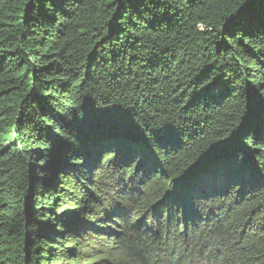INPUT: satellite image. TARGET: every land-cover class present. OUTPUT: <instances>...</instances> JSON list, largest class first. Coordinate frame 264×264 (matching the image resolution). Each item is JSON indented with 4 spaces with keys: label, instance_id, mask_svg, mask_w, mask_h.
<instances>
[{
    "label": "trees",
    "instance_id": "16d2710c",
    "mask_svg": "<svg viewBox=\"0 0 264 264\" xmlns=\"http://www.w3.org/2000/svg\"><path fill=\"white\" fill-rule=\"evenodd\" d=\"M0 264H264V0H0Z\"/></svg>",
    "mask_w": 264,
    "mask_h": 264
},
{
    "label": "water",
    "instance_id": "95a60500",
    "mask_svg": "<svg viewBox=\"0 0 264 264\" xmlns=\"http://www.w3.org/2000/svg\"><path fill=\"white\" fill-rule=\"evenodd\" d=\"M209 161L205 162H201L196 168H195V172H200L202 171L207 165H208Z\"/></svg>",
    "mask_w": 264,
    "mask_h": 264
},
{
    "label": "rangeland",
    "instance_id": "374dc122",
    "mask_svg": "<svg viewBox=\"0 0 264 264\" xmlns=\"http://www.w3.org/2000/svg\"><path fill=\"white\" fill-rule=\"evenodd\" d=\"M16 162H19V161H18V159H17L15 156H13V157L11 158V160H10V163H16ZM3 166H5V164H3ZM4 190H5V189L2 190L1 194L4 193ZM103 193H104V192H103ZM98 202H100V200H99Z\"/></svg>",
    "mask_w": 264,
    "mask_h": 264
},
{
    "label": "clouds",
    "instance_id": "9594fccd",
    "mask_svg": "<svg viewBox=\"0 0 264 264\" xmlns=\"http://www.w3.org/2000/svg\"><path fill=\"white\" fill-rule=\"evenodd\" d=\"M3 196V195H2Z\"/></svg>",
    "mask_w": 264,
    "mask_h": 264
}]
</instances>
